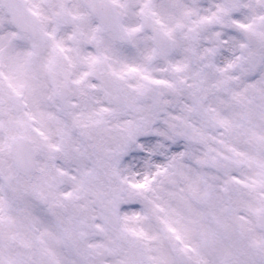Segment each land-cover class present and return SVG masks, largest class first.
I'll return each mask as SVG.
<instances>
[{"label": "snow or ice", "instance_id": "1", "mask_svg": "<svg viewBox=\"0 0 264 264\" xmlns=\"http://www.w3.org/2000/svg\"><path fill=\"white\" fill-rule=\"evenodd\" d=\"M0 264H264V0H0Z\"/></svg>", "mask_w": 264, "mask_h": 264}]
</instances>
